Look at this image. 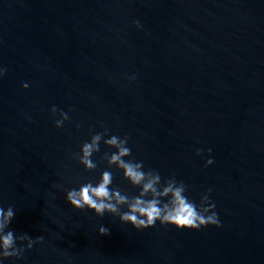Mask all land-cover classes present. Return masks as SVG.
<instances>
[{"label":"water","instance_id":"water-1","mask_svg":"<svg viewBox=\"0 0 264 264\" xmlns=\"http://www.w3.org/2000/svg\"><path fill=\"white\" fill-rule=\"evenodd\" d=\"M0 66V204L17 234L44 237L5 264H264V0H0ZM101 122L192 199L211 188L221 227L137 230L73 208L64 188L106 164L70 153Z\"/></svg>","mask_w":264,"mask_h":264},{"label":"clouds","instance_id":"clouds-1","mask_svg":"<svg viewBox=\"0 0 264 264\" xmlns=\"http://www.w3.org/2000/svg\"><path fill=\"white\" fill-rule=\"evenodd\" d=\"M133 23L137 28L141 27L138 20ZM6 71L5 67L0 66V79ZM128 79L135 80V76H129ZM21 86L27 89L29 84L24 82ZM50 112L57 128H63L65 122L71 119L68 112L55 105ZM100 127L104 130L89 129V139L81 143L78 151L70 153L71 158L78 160L88 172L97 170L100 163L106 164L98 177L78 182V187L64 188L65 199L73 208L80 211L87 209L98 217L105 214L118 217L121 223L130 224L137 230L152 228L157 223L161 226L171 225L178 230L198 231L208 226L221 227L216 205L211 200V188L202 193L197 202L188 194V185L177 180L175 173L162 177L158 170L145 168L142 160L135 159L127 135L121 137L110 134L102 122ZM101 143L110 151L94 159L101 151ZM204 151L203 148H197L196 155L200 156ZM207 153L205 167L214 163L212 149L208 148ZM113 169L137 189L135 194L114 185ZM57 187L63 188V185ZM15 216L12 205L0 204V264L21 261L26 251L44 240L43 236L33 238L26 232L17 234L11 227ZM98 233L108 235L109 229L100 225Z\"/></svg>","mask_w":264,"mask_h":264}]
</instances>
